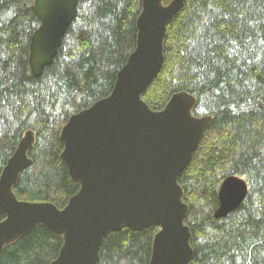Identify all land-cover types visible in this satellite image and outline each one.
<instances>
[{
    "label": "trees",
    "instance_id": "1",
    "mask_svg": "<svg viewBox=\"0 0 264 264\" xmlns=\"http://www.w3.org/2000/svg\"><path fill=\"white\" fill-rule=\"evenodd\" d=\"M141 1L78 0L52 64L33 78L34 0H0V173L23 134H35L33 164L14 188L20 201L61 209L78 192L60 158L59 133L72 115L111 93L135 47ZM182 91L196 98L195 116L212 117L178 178L190 264H264V0L186 1L167 26L162 67L141 99L160 111ZM231 174L246 181L247 196L215 220L219 185ZM156 232L122 227L107 234L98 264H148ZM61 244L38 226L4 248L0 264H50Z\"/></svg>",
    "mask_w": 264,
    "mask_h": 264
},
{
    "label": "water",
    "instance_id": "2",
    "mask_svg": "<svg viewBox=\"0 0 264 264\" xmlns=\"http://www.w3.org/2000/svg\"><path fill=\"white\" fill-rule=\"evenodd\" d=\"M187 0H142L136 43L117 72L111 93L72 115L59 133L60 158L78 192L59 209L51 202L20 201L14 188L33 164L35 134L18 141L0 173V257L4 248L41 226L62 240L50 264H98L105 236L122 227H156L148 264H190L188 210L178 178L212 122L195 116L196 98L172 95L160 111L142 101L163 64V41L171 19ZM78 0H34L39 27L30 39L28 65L38 78L52 64ZM248 186L236 175L224 177L213 218H225L245 200Z\"/></svg>",
    "mask_w": 264,
    "mask_h": 264
},
{
    "label": "rangeland",
    "instance_id": "3",
    "mask_svg": "<svg viewBox=\"0 0 264 264\" xmlns=\"http://www.w3.org/2000/svg\"><path fill=\"white\" fill-rule=\"evenodd\" d=\"M41 166V164H39V167ZM37 167H34V170L36 171Z\"/></svg>",
    "mask_w": 264,
    "mask_h": 264
},
{
    "label": "bare ground",
    "instance_id": "4",
    "mask_svg": "<svg viewBox=\"0 0 264 264\" xmlns=\"http://www.w3.org/2000/svg\"><path fill=\"white\" fill-rule=\"evenodd\" d=\"M76 114V113H75ZM184 171V170H183Z\"/></svg>",
    "mask_w": 264,
    "mask_h": 264
}]
</instances>
